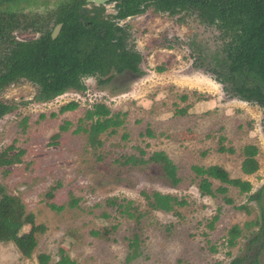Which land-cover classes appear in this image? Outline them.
<instances>
[{"label":"rangeland","instance_id":"rangeland-1","mask_svg":"<svg viewBox=\"0 0 264 264\" xmlns=\"http://www.w3.org/2000/svg\"><path fill=\"white\" fill-rule=\"evenodd\" d=\"M62 1L65 8L76 2L28 0L26 5L53 13ZM113 5L87 3L85 9H102L101 17L118 27L119 9ZM148 5L118 27L108 51L111 58L139 54L137 72H113V79L103 85L88 78L85 96L67 93L47 103L36 101L38 87L24 79L0 90V103L14 106L0 119V155L12 146L9 157L25 151L21 163L0 167V186L4 193L20 197L36 223L46 227L30 259L15 244L0 243V264H39L38 256L44 253L51 256L50 264H60L62 258L77 264H126L130 239L136 234L142 256L130 264H231L251 254L249 240L260 228L245 225L261 217L250 197L264 187V107L238 96L237 87H245L244 80L230 73L232 51L221 44L222 31L199 24L191 11L169 16ZM30 31L31 41L43 33ZM73 101L79 107L61 113ZM99 102L126 116L117 134H104V146L93 148L88 133L76 130L80 124L89 127L90 122L80 120ZM66 122L68 129L61 130ZM148 131L153 137L146 135ZM247 145L260 151V169L249 176L242 172ZM222 147L235 152H221ZM156 151L166 152L177 166L182 179L178 187L164 178L158 165L124 166L115 161L126 155L141 158L143 152L148 158ZM196 166L207 170L205 177L215 188H228L232 205L224 202V195L217 200L201 197ZM238 180L250 181L252 192L240 195ZM144 192L169 193L187 204L171 213L155 211ZM123 206L132 217L122 212ZM104 214L108 216L102 218ZM235 225L244 231L230 246ZM30 229L25 226L22 232ZM259 260L264 264V249Z\"/></svg>","mask_w":264,"mask_h":264},{"label":"trees","instance_id":"trees-1","mask_svg":"<svg viewBox=\"0 0 264 264\" xmlns=\"http://www.w3.org/2000/svg\"><path fill=\"white\" fill-rule=\"evenodd\" d=\"M28 0H0V28L12 31L18 24L15 18L16 9L27 7L25 3ZM8 4L7 14L11 20L2 21L3 11L1 7ZM24 4V5H23ZM62 6L64 2L60 3ZM154 6L156 12L166 13L169 16H175L184 10L191 11L199 24L214 26L222 31V45L232 51L230 56V73L237 74L244 80L245 87L238 88V96L241 100L251 103H257L264 107V0H123V6L120 9L118 18L123 19L128 16H136L144 12L149 6ZM48 5L46 4V7ZM145 7V8H144ZM34 8V7H32ZM6 13V12H5ZM102 9L93 8L86 10L82 16L77 12L63 19L64 28L57 39H53L50 32L42 36L39 40L21 44L10 39L7 32H2L0 39V68L5 67L6 71L1 74L0 71V90L18 84L21 80L38 87L37 102L47 103L63 96L67 93L84 95L87 87L84 80L95 78L100 85L107 84L113 79V72L119 74L137 72V65L141 61L139 54L130 51V56L121 55L111 58L108 51L117 39L119 30L113 22L102 18ZM179 20V18H178ZM61 21V20H59ZM47 28V27H46ZM40 29V27H36ZM122 31V30H121ZM125 32H123L124 34ZM122 34V35H123ZM9 35V36H8ZM127 34H124V42ZM9 46V49L7 48ZM221 45V46H222ZM220 46V47H221ZM218 47L217 51L220 50ZM7 50L9 52H7ZM216 51V50H215ZM216 51V52H217ZM215 52V53H216ZM214 53V54H215ZM160 72L164 68L158 69ZM236 75H234L235 78ZM79 107V102H70L61 108V113L74 111ZM14 110L12 105L0 103V119ZM53 116H55L53 114ZM126 116L124 113L113 112L106 104L99 102L87 109L85 116L80 120L81 123L90 122L89 127L79 125L76 132L84 131L88 133L89 145L93 148L104 146L105 136L117 134L121 128ZM27 123V119L24 120ZM70 122H66L61 130L68 129ZM153 137V133L148 131L146 134ZM103 136V137H102ZM58 135L55 136L57 138ZM108 137V136H106ZM14 147L5 149L0 155V167L12 166L21 163L25 151L21 150L13 157L8 153ZM221 152L234 153V149L222 147ZM259 149L255 145H247L243 149L244 160L242 162V172L249 176L255 174L260 169V163L257 159ZM143 152L141 158L135 155L123 156V160L115 161L121 165L155 164L163 172L164 178L173 186L178 187L182 179L178 176V168L164 151L153 152L148 158ZM101 159V158H99ZM194 171L200 176V182L197 186L201 197H210L213 200L219 199V195H224L226 204H233V199L228 197V188L218 187L209 181L207 170L203 167H194ZM235 186L239 188L240 195L249 194L253 190L250 181L238 180ZM0 243H13L20 253L27 259L33 257L39 244L38 235L46 232L44 225L36 223V217L33 213H28L26 204L22 199L15 195L4 193L0 186ZM148 205L155 211L171 213L177 207L187 204L172 194H163L153 192L152 194L143 193ZM264 187L256 191L250 199L255 201L261 211L260 221L248 223L246 228L259 226L260 232L256 233L249 240L248 258L242 256L234 259L231 264H262L259 260L261 251L264 249ZM56 209L55 205H51ZM124 214L132 217L128 211V206H123ZM62 209V208H59ZM241 210H248L246 207H240ZM108 215H102L106 218ZM218 216L214 218V221ZM213 222L210 224L213 227ZM25 226H31L27 233H23ZM243 229L239 225L231 228L232 237L228 239V244L234 245L238 237L243 235ZM93 234L98 235L97 232ZM129 252L126 258V264L142 256L141 240L138 234L130 239ZM39 264H50L51 256L49 254H40L38 256ZM60 264H77L70 258H62Z\"/></svg>","mask_w":264,"mask_h":264},{"label":"flooded vegetation","instance_id":"flooded-vegetation-1","mask_svg":"<svg viewBox=\"0 0 264 264\" xmlns=\"http://www.w3.org/2000/svg\"><path fill=\"white\" fill-rule=\"evenodd\" d=\"M74 1H76L73 4L74 6L65 8V6H62L60 4V7H59L60 9L57 8L59 10L56 9V11H54L53 13H40V12H37L34 8H27V7H20L16 9V13H15L16 20L15 21H17L16 23L18 24V26L12 31H10V33L8 32L7 29L3 31V29L0 28V39H1L2 32L6 33V36L8 32L10 35V36L8 35L10 39L14 40L16 43H21V44L22 43L27 44V43L37 41L42 36H45L47 32L51 33L53 39H57L61 35L63 28H64L63 19L67 18V16L74 14V12H77L79 15L82 16V14L87 10L85 9L87 3L96 5L95 3H89L88 0H74ZM108 3H114L113 7L119 9L115 12V14L118 16L120 9L123 6V0H110L106 4ZM106 4H103V5H106ZM7 10L8 9L5 10L6 13L3 11V15L1 19L2 21L7 22L8 20H10L9 14H7ZM131 17H134V16H128L123 19L118 18V21H119L118 25L122 27L123 24L126 21H128V19H130ZM43 24L45 25L41 26ZM51 25L53 26V30L49 28ZM36 27H40L43 33L38 32L40 34L39 37H37L35 40H32V41L28 40L27 38H30L33 33L30 31L31 29L32 31H34V33L35 31H38ZM14 32H15V35H14L15 37L13 36ZM124 32H125L124 34H126V30H124ZM0 71H1V74H3L6 71L5 67L3 66L2 68H0Z\"/></svg>","mask_w":264,"mask_h":264},{"label":"water","instance_id":"water-1","mask_svg":"<svg viewBox=\"0 0 264 264\" xmlns=\"http://www.w3.org/2000/svg\"><path fill=\"white\" fill-rule=\"evenodd\" d=\"M110 0H88L89 3H95L97 6L106 4Z\"/></svg>","mask_w":264,"mask_h":264}]
</instances>
